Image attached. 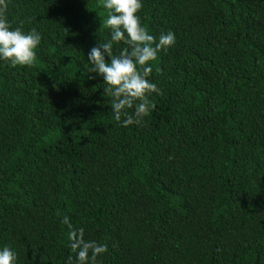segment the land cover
<instances>
[{"label":"trees","instance_id":"obj_1","mask_svg":"<svg viewBox=\"0 0 264 264\" xmlns=\"http://www.w3.org/2000/svg\"><path fill=\"white\" fill-rule=\"evenodd\" d=\"M100 2L6 0L41 39L31 65L0 60V247L66 264L83 229L106 245L95 264H264V0H141L140 24L175 42L129 125L89 73Z\"/></svg>","mask_w":264,"mask_h":264},{"label":"clouds","instance_id":"obj_2","mask_svg":"<svg viewBox=\"0 0 264 264\" xmlns=\"http://www.w3.org/2000/svg\"><path fill=\"white\" fill-rule=\"evenodd\" d=\"M99 6L106 10L103 24L109 30L110 39L97 42L87 51L91 65L89 73H95L104 81L106 86L102 90L110 98L112 119L121 125H129L139 122L154 107L149 94L159 90L147 79L151 70L147 62L155 60L161 49L167 50L174 44L175 35L168 30L153 37L140 24L136 13L141 8V0H101ZM5 8L6 0H0V60L12 66L31 65L40 33L35 29L22 31L19 27H11L3 15ZM114 42H122L128 47L112 54ZM126 109H132L131 114ZM62 223L71 229L67 216L62 218ZM68 235L75 258L73 260L70 255L66 264H95L97 255L106 251V245L85 240L83 229L70 230ZM15 262L16 253L7 245L0 247V264Z\"/></svg>","mask_w":264,"mask_h":264}]
</instances>
